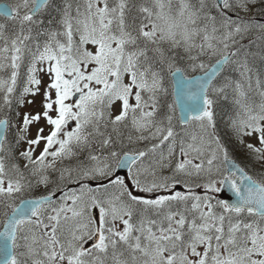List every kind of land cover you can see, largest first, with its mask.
I'll return each mask as SVG.
<instances>
[{
  "label": "snow or ice",
  "instance_id": "1",
  "mask_svg": "<svg viewBox=\"0 0 264 264\" xmlns=\"http://www.w3.org/2000/svg\"><path fill=\"white\" fill-rule=\"evenodd\" d=\"M0 264H264V0H0Z\"/></svg>",
  "mask_w": 264,
  "mask_h": 264
},
{
  "label": "water",
  "instance_id": "2",
  "mask_svg": "<svg viewBox=\"0 0 264 264\" xmlns=\"http://www.w3.org/2000/svg\"><path fill=\"white\" fill-rule=\"evenodd\" d=\"M220 196L222 198L229 199L232 196V194L228 191H224V192L220 193Z\"/></svg>",
  "mask_w": 264,
  "mask_h": 264
}]
</instances>
